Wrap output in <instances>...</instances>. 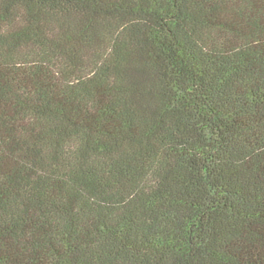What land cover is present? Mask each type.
Here are the masks:
<instances>
[{
    "label": "trees",
    "instance_id": "1",
    "mask_svg": "<svg viewBox=\"0 0 264 264\" xmlns=\"http://www.w3.org/2000/svg\"><path fill=\"white\" fill-rule=\"evenodd\" d=\"M0 264H264V0H0Z\"/></svg>",
    "mask_w": 264,
    "mask_h": 264
}]
</instances>
